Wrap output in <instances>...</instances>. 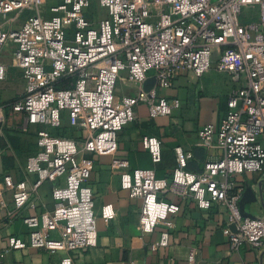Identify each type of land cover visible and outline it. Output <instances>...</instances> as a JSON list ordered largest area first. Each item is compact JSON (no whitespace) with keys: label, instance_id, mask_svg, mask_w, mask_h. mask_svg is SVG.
Returning <instances> with one entry per match:
<instances>
[{"label":"built area","instance_id":"obj_1","mask_svg":"<svg viewBox=\"0 0 264 264\" xmlns=\"http://www.w3.org/2000/svg\"><path fill=\"white\" fill-rule=\"evenodd\" d=\"M94 5L105 11L96 19ZM244 11L252 15L242 21ZM254 16V17H253ZM6 55L20 72L23 92L0 101V158L14 156L4 128L33 133L34 153L24 164L0 173V201L10 195L6 217H20L33 194L53 184L51 211L22 217L27 241L7 239L8 249L64 252L60 264H72L70 252L97 243L94 195L88 175L92 156H110V171L120 188L140 201L142 235L163 227L151 250L168 245L184 204L202 211L216 206L226 213L222 232L232 250L243 244L264 246V219L241 215L233 176L264 167V0H0V58ZM215 69L232 88L220 122L197 135L214 152L199 172L186 169L190 151L174 149L175 169L167 178L153 170L131 168L118 151V135L145 105L148 116H169L181 107L177 98L157 97L156 87L169 89L179 75L200 77ZM8 66L0 59V86ZM126 80L138 86L133 96L118 98L115 89ZM154 77V87L142 84ZM75 136L61 133L64 127ZM153 164L161 161V143L140 140ZM100 217H115L111 205ZM57 232L59 237H52ZM6 250H0L4 264ZM189 263L194 262L192 254Z\"/></svg>","mask_w":264,"mask_h":264},{"label":"crops","instance_id":"obj_2","mask_svg":"<svg viewBox=\"0 0 264 264\" xmlns=\"http://www.w3.org/2000/svg\"><path fill=\"white\" fill-rule=\"evenodd\" d=\"M231 88L227 77L216 71L215 61L200 77L187 73L177 76L169 89L156 87L157 97L177 98L181 107L169 116L150 118L146 106H138L136 119L118 135L119 154L126 157L131 168L153 170L160 179L169 177L175 169L174 149L181 147L191 153L186 169L199 172L214 152L205 149L197 132L209 124L216 126L224 117L226 96ZM137 91L138 86L128 82L126 74L122 73L116 96H133ZM144 135L156 137L161 143L158 164H153L148 152L141 147ZM16 152L14 150V156L5 153L0 158V173L11 171L16 161L25 163ZM30 153L23 155L27 158ZM2 158L10 162V167L4 168ZM85 158L91 160L87 181L95 200L97 243L92 248L70 252L72 264H191L190 254L194 256L192 264H264V246L254 249L243 244L236 250L231 249L222 232L226 220L224 208L216 206L202 211L191 202L185 203L181 213L173 218L168 245L151 250L150 244L158 239L163 227L158 226L153 234L142 235L138 226L140 201L129 198L128 192L120 188L118 173L110 171L111 157L85 154ZM232 181L231 194L238 197L241 215L264 219V167L259 172L235 175ZM52 187V183H44L20 212V217L12 220L6 217L11 208L10 195L5 194L0 201V250H6L4 264H60L66 256L64 252L51 254L41 249H8L7 239L11 236L27 241L22 217L52 210ZM104 205H111L115 211V217L108 223L100 217ZM51 235L59 237L57 232Z\"/></svg>","mask_w":264,"mask_h":264},{"label":"rangeland","instance_id":"obj_3","mask_svg":"<svg viewBox=\"0 0 264 264\" xmlns=\"http://www.w3.org/2000/svg\"><path fill=\"white\" fill-rule=\"evenodd\" d=\"M93 8L96 10V19H101L105 16V11L103 9L98 8L96 5H94ZM250 15L251 14L248 13V11H244L242 15V21L248 19ZM0 59L8 66L6 81L4 84H2V86H0V101L8 102L14 100L23 92V83L21 81L20 72L12 65L11 60L7 58L6 55L2 56ZM11 123V120L7 121L4 132L7 136H9V141L12 143V146L14 145L13 148H16L15 150L17 151L16 153L18 154V157H21V161H25L26 156L23 154L32 150L34 135L33 133L23 134L17 131H12L11 129H7L8 125ZM63 126L65 128H62V133L73 138L75 136L73 129L66 127L65 124H63ZM1 161L4 168L10 167V162L8 160H4V158H2Z\"/></svg>","mask_w":264,"mask_h":264},{"label":"water","instance_id":"obj_4","mask_svg":"<svg viewBox=\"0 0 264 264\" xmlns=\"http://www.w3.org/2000/svg\"><path fill=\"white\" fill-rule=\"evenodd\" d=\"M156 83V79L154 77H149L147 80L142 84V88L145 91L151 90Z\"/></svg>","mask_w":264,"mask_h":264},{"label":"trees","instance_id":"obj_5","mask_svg":"<svg viewBox=\"0 0 264 264\" xmlns=\"http://www.w3.org/2000/svg\"><path fill=\"white\" fill-rule=\"evenodd\" d=\"M64 128H65V127H64ZM61 130H62V129H61ZM61 133H62V131H61ZM62 134H63V133H62ZM63 135H65V134H63ZM66 136H67V135H66ZM8 140H9V138H8ZM9 142H10V141H9ZM10 144H11V146H12V143H11V142H10ZM12 147H14V145H13ZM33 147H34V146H33ZM13 149H14V148H13ZM15 149H16V148H15ZM15 149H14V150H15ZM15 152H16V150H15ZM30 152H31L30 154L34 153V150H31Z\"/></svg>","mask_w":264,"mask_h":264}]
</instances>
